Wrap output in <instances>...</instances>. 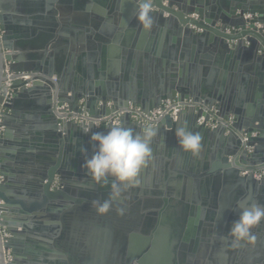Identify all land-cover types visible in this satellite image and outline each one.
<instances>
[{
    "label": "water",
    "instance_id": "obj_1",
    "mask_svg": "<svg viewBox=\"0 0 264 264\" xmlns=\"http://www.w3.org/2000/svg\"><path fill=\"white\" fill-rule=\"evenodd\" d=\"M150 3L153 27L145 32L137 22L138 0H0V105L11 75L0 139V226L9 238H0V264H264V222L253 230L254 247L233 249L229 236L240 205L264 206V179L253 175L264 169V0ZM247 14L257 16L258 33L246 32ZM158 32L170 45L164 78L149 57ZM253 71L259 101L246 107ZM22 73L31 81L18 79ZM189 98L215 107L221 123L208 127L209 115L195 108L175 120L161 118L153 127L152 161L137 186L122 187L111 210L98 214L94 202L109 199L112 180L96 184L82 167L95 151L84 129L106 132L114 124L65 123L55 104L92 118L121 110L119 124L140 133L147 127L131 119L130 103L147 114L163 101ZM17 115L29 122L19 127V140L30 139L31 148L14 139L7 117ZM230 115L237 121L227 133ZM181 126L201 136L197 157L177 146ZM11 160L17 162L14 175ZM26 180L31 188L22 185Z\"/></svg>",
    "mask_w": 264,
    "mask_h": 264
},
{
    "label": "clouds",
    "instance_id": "obj_2",
    "mask_svg": "<svg viewBox=\"0 0 264 264\" xmlns=\"http://www.w3.org/2000/svg\"><path fill=\"white\" fill-rule=\"evenodd\" d=\"M137 22L145 32L153 27L152 7L150 0H138ZM99 129L100 125H95ZM89 135L90 144L95 146L93 154L86 158L83 168L87 170L93 182L103 184L112 180L110 196L103 202H94L98 214H107L112 202L121 198L124 186L136 187L140 173L152 161L151 143L156 136L153 127H147L140 133L131 128H125L116 123L108 131H91L84 129ZM175 137L179 149L192 157H197L202 150V138L199 133L189 131L186 127H178ZM264 222V206L249 204L240 205L239 218L232 224L229 236L231 247L238 248L241 244L255 246L256 240L253 230Z\"/></svg>",
    "mask_w": 264,
    "mask_h": 264
},
{
    "label": "built area",
    "instance_id": "obj_3",
    "mask_svg": "<svg viewBox=\"0 0 264 264\" xmlns=\"http://www.w3.org/2000/svg\"><path fill=\"white\" fill-rule=\"evenodd\" d=\"M191 18L196 19V16H191ZM244 19L247 21V23L250 25L249 30L258 33V31L262 28L261 25L255 22V16L254 15H244ZM253 28V29H252ZM232 33L237 34L238 29L232 28ZM228 31L229 34H231ZM20 80L22 81H31V75L27 73H22L18 76ZM10 86H11V75L6 74V81L3 84V91L5 93L4 99L0 105V139L1 135L4 130L3 126V116L5 113V104L10 100L11 94H10ZM29 87V86H27ZM187 108H195L200 111H203L209 115V120L207 121V126L210 128H215L219 123H221V119L217 116V111L215 108H206L201 105H195L191 101H184L183 103L173 101V100H167L163 102L162 106L158 109H154L150 111L149 113H143L139 108H135L133 106H130L128 109V112L131 114V119L138 124H142L145 127H154L156 123L163 118L164 116H170L172 119H177L178 115L181 113L182 110H185ZM54 113L58 118H60L65 123L74 122L79 125H85L88 126L90 124L96 125L99 123V125H107L110 122H112L114 125L116 123H119L120 117L123 115V112L121 110H115L112 113H109L105 116L101 115L99 117L92 118L89 116L83 109H81V112L78 114L69 112L66 105H57L55 104L54 107ZM203 119L200 120L202 122ZM226 128L227 133L231 130L234 131L233 128V122L231 119H228L226 122ZM242 142H245L247 140V136L243 135L241 137ZM249 150V148H248ZM249 171H243L242 175H247ZM254 178L257 180L264 179V169L263 170H257L254 171ZM1 181V179H0ZM2 205L3 203L0 201V216L2 215ZM0 238L2 241L9 238V234L7 233V230L5 227L0 226ZM11 261L10 255L7 253L5 254V262L9 263Z\"/></svg>",
    "mask_w": 264,
    "mask_h": 264
},
{
    "label": "crops",
    "instance_id": "obj_4",
    "mask_svg": "<svg viewBox=\"0 0 264 264\" xmlns=\"http://www.w3.org/2000/svg\"><path fill=\"white\" fill-rule=\"evenodd\" d=\"M254 16L257 17L256 15H254ZM152 44H153V47H151V50H153V48H154L155 51L154 50H153L154 52L151 51L152 54L150 53L149 54V57H150L151 60L154 59L157 62V65L156 66H157V68H159V74H161L163 76V78H164V74H166V71H165L166 65L163 63L164 57H165L164 56V53H165L166 50H167L166 52L168 53V50L170 48L169 47L170 45H169V42H168L167 35L165 33H163V32H161V33L158 32V37L156 38V40L153 39ZM235 44H236L235 42H231L230 43V46L235 45ZM257 53H258V55H262V52L261 51H259ZM133 70L137 71V68L134 67ZM247 76L251 80V86L253 87L254 90H250V92L247 95V97L243 100V105H245L246 107H249L250 105H253V107H254V106L257 105V103L259 101V98L257 97L258 90L255 89V88H258V84H259L258 73H256L255 71H253L251 74H248ZM165 80H167V79H165ZM231 80L232 79L230 78V81ZM241 81H242V79H240L238 77V79H236V81L234 82V85H235V88H236V91L237 92H239V89L241 90V87L237 90V87L238 86H241V84H242ZM156 86H158L157 83L154 84L153 87L155 88ZM184 101H191L192 102V100L190 98L187 99V100H184ZM163 102H165V101H163ZM163 102H162V104H163ZM106 104H107V106H106L107 109H112L114 107V103L112 101H108ZM82 106H83V104H82ZM102 106L103 105L100 104L99 108L102 107ZM130 106H133L135 108H139L140 109V106L139 105H136L134 103H130L129 104V107ZM213 108H215V107H213ZM9 114H10V112H9ZM17 117H18V120H13L12 117L11 118H8L7 117V120L12 121L13 124H14L13 125V128H12L13 136L16 137L14 139H15L16 143H18L19 146L23 145V147L21 146L20 148H24V149L25 148H31L32 142H31L30 139H28L25 142L19 140V139H22V140L24 139V135H23V133L20 132L19 127H21L24 124H29V122H27V121H25L23 119H20V117L18 115H17ZM229 119H231L232 122H233V125H235V123L237 121L236 120V117L234 115H230L229 116ZM263 119H264V117H263ZM254 125H255L254 128H257L259 126V124H257V123H255ZM4 130H5V128H4ZM4 130H3V133L1 135V139H3V137H4ZM243 131H244V129H243ZM225 135H227V133ZM243 135H246V134L244 133ZM243 135H241V137ZM257 137H258V134L256 132L252 133V138L255 139ZM36 145H37V143H35L34 146L35 147H38ZM9 148H10V146H8V147L6 146V150L9 149ZM24 149H20V150L22 151ZM246 150H247L248 155H250V154L253 153V148H249V150L248 149H246ZM243 151H244V148H242V149H240L238 151V154L237 155H238L239 158L242 156ZM4 157H5V151L0 152V166L3 165V159H4ZM34 165H40V164L39 163H35ZM245 166H248V164L246 163ZM8 167H9L10 172H12V174L14 175L13 172L17 171V162H16V160H11L10 163L8 164ZM28 169H30V168H28ZM0 179H1V181H0V183H1L3 181V177L1 175H0ZM22 185H24V187L27 188V189L28 188H31L30 181L29 180H26L25 183H23ZM11 189L16 190L15 188H11ZM15 197H18V196H14L13 195V197H12L11 195H8V198H15ZM246 205H247V203H246ZM258 205L263 206V203L260 201V204L258 203ZM260 233H261V236H264V229L262 231H260Z\"/></svg>",
    "mask_w": 264,
    "mask_h": 264
},
{
    "label": "flooded vegetation",
    "instance_id": "obj_5",
    "mask_svg": "<svg viewBox=\"0 0 264 264\" xmlns=\"http://www.w3.org/2000/svg\"><path fill=\"white\" fill-rule=\"evenodd\" d=\"M245 27H246V30H247L246 32H249L250 31L249 30L250 25L248 23H245ZM237 29H238L237 35L242 34L244 32L241 28H237Z\"/></svg>",
    "mask_w": 264,
    "mask_h": 264
}]
</instances>
